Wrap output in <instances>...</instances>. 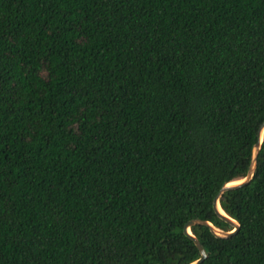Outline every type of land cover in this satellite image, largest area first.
Returning a JSON list of instances; mask_svg holds the SVG:
<instances>
[{
    "label": "trees",
    "instance_id": "obj_1",
    "mask_svg": "<svg viewBox=\"0 0 264 264\" xmlns=\"http://www.w3.org/2000/svg\"><path fill=\"white\" fill-rule=\"evenodd\" d=\"M264 0H0V264H190L247 175ZM199 264H264V133Z\"/></svg>",
    "mask_w": 264,
    "mask_h": 264
},
{
    "label": "water",
    "instance_id": "obj_2",
    "mask_svg": "<svg viewBox=\"0 0 264 264\" xmlns=\"http://www.w3.org/2000/svg\"><path fill=\"white\" fill-rule=\"evenodd\" d=\"M263 133H264V122L260 125V127L258 128V132H257V141L254 144V148H252V155H251V161H250V165H249V169L247 172V175L242 178V179H238L235 181H238L236 183H232L234 181L225 183L220 190L218 191V193L216 194V196L213 199V208L216 212V214L222 219L224 220L226 223H228L230 226H232V230L231 231H222L218 228H216L212 223H210L209 221H204V220H190L188 221L184 227H183V232L188 235L196 244V246L198 247L199 251H200V258L198 260H196L195 262H192L190 264H199L200 262H203V260L206 258L207 254L205 252V250L203 249L202 245L199 243V241L192 235L191 231H190V227L194 224H205L209 227L210 231L217 237H229L231 236L233 233H235V231L238 230L239 228V224L232 219L231 217H229L220 207L219 204V198L222 195V193L226 190L232 189V188H236L239 187L247 182H249L253 176L254 170H255V166H256V158H257V154L260 150V145L263 139Z\"/></svg>",
    "mask_w": 264,
    "mask_h": 264
},
{
    "label": "bare ground",
    "instance_id": "obj_3",
    "mask_svg": "<svg viewBox=\"0 0 264 264\" xmlns=\"http://www.w3.org/2000/svg\"><path fill=\"white\" fill-rule=\"evenodd\" d=\"M236 182H238V181H234V182H232V183H236Z\"/></svg>",
    "mask_w": 264,
    "mask_h": 264
}]
</instances>
